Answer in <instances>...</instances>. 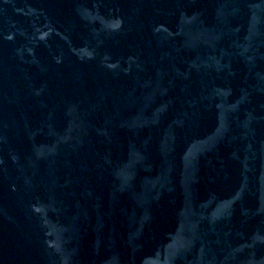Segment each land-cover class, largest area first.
I'll return each instance as SVG.
<instances>
[{
    "label": "water",
    "instance_id": "95a60500",
    "mask_svg": "<svg viewBox=\"0 0 264 264\" xmlns=\"http://www.w3.org/2000/svg\"><path fill=\"white\" fill-rule=\"evenodd\" d=\"M0 264H264V0H0Z\"/></svg>",
    "mask_w": 264,
    "mask_h": 264
}]
</instances>
